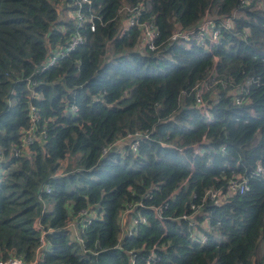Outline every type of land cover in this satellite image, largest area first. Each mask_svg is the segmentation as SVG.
Wrapping results in <instances>:
<instances>
[{
	"label": "trees",
	"instance_id": "16d2710c",
	"mask_svg": "<svg viewBox=\"0 0 264 264\" xmlns=\"http://www.w3.org/2000/svg\"><path fill=\"white\" fill-rule=\"evenodd\" d=\"M122 6L141 8L155 50ZM234 177L249 191L215 205L207 192ZM128 205L145 222L119 237ZM81 210L80 243L67 225ZM37 220L41 264H264V0H0V260L35 257Z\"/></svg>",
	"mask_w": 264,
	"mask_h": 264
},
{
	"label": "built area",
	"instance_id": "2783aa9c",
	"mask_svg": "<svg viewBox=\"0 0 264 264\" xmlns=\"http://www.w3.org/2000/svg\"><path fill=\"white\" fill-rule=\"evenodd\" d=\"M87 0H81V2H86ZM78 7H81V3L77 2ZM79 12V11H76ZM76 16V13H75ZM140 16H141V8L139 7H134V8H128L125 7V19L123 20L122 24H126V26L128 27H132V26H138L141 29L142 32V36H141V44H143V48H148L149 50H155L156 49V45H155V38L157 35L156 29L145 22H139L140 20ZM78 19H81V16H78ZM226 25L229 26L230 25V20L228 19L226 21ZM200 30L202 31V33H200L201 35V40L200 43L204 46H211L215 43H217L220 39L221 36V29H220V25L219 23H217V20L209 19L207 21H204L201 26L199 27ZM90 30L94 31V24L91 23L90 25ZM194 31H176L175 34L172 36L171 40L175 41L176 39L179 38H189L191 34H193ZM205 34L207 35V39L204 38ZM83 36L79 33L76 32L74 34H72L70 36V40L67 44V46L65 48L62 49H56L54 52H51V54L49 55V58L47 59V63L45 65H43L41 67V71L47 69L48 67H50L51 65H53L55 63V61L58 58H62L68 55V53L72 50H74V48L82 43L83 41ZM237 101L240 102L241 98L238 96L237 97ZM197 102L200 105H204L203 104V100L198 97ZM31 114H30V120H31V126L29 129H27V131L25 132V134L22 136L21 139V146L19 149H15L14 150V155L17 156L20 152V150L23 148H25L26 146H28V144H30L33 141V137H34V128H35V121L37 119V113L34 111V108L31 107ZM136 146V142L133 143ZM258 171L261 172L262 169L261 167L258 168ZM250 189V185H249V179L246 177H234L232 179L229 180L228 183V191L226 195L222 194V191L220 190H214V189H210L207 192V197L212 199L214 201L215 205L220 206L223 203V199L227 196V195H232L235 193H245L247 191H249ZM43 190L46 193H49L51 191V187L49 184H44L43 185ZM204 201H205V197H204ZM140 206H142V204H139ZM193 209H195L196 211H198L199 208L202 207H196V206H192ZM130 209L131 211L133 210V205H128V207L126 208V210ZM125 210V211H126ZM157 211V209H155ZM124 211V212H125ZM123 212V213H124ZM133 217V221H132V225L128 226L126 228V232L124 235H132L134 234V228L135 225H137L138 223H143L145 222V218L143 216H138V217ZM180 218L182 219H189L190 217L188 215H183ZM91 221V214L87 213L86 210H81L80 212V217L76 218L75 220H70L68 222V227L71 225H73L74 228V233L73 236L76 240H78L80 243L82 242L81 239V233H82V229L84 228V226H86L87 224H89ZM35 227L36 229H38V233L40 235V241L41 244L38 247L37 251H36V255L33 259L29 260V261H25L22 257L20 256H10L6 259H1L0 260V264H41V251L43 249H45L48 245H47V241L45 240V235H46V230L42 229V227L39 225V221L37 220L35 223ZM201 235V234H199ZM201 238L203 241H206L207 238L203 235H201ZM87 249L84 248V251H86Z\"/></svg>",
	"mask_w": 264,
	"mask_h": 264
},
{
	"label": "rangeland",
	"instance_id": "374dc122",
	"mask_svg": "<svg viewBox=\"0 0 264 264\" xmlns=\"http://www.w3.org/2000/svg\"><path fill=\"white\" fill-rule=\"evenodd\" d=\"M125 7L126 6H122L119 9V12H118L119 17L122 18V20L125 19V17H124L125 16ZM60 19L65 20V21L72 20V19L74 20L75 19V15L71 11H64V10L60 9ZM140 47H141V49L143 48V44H141V39H140ZM206 91H207V89L201 90L198 93V97H200L201 99H203V95L205 94ZM203 104L206 105L204 100H203ZM204 111H205V113L208 114L207 109L204 110ZM128 143L131 146L134 143V141H133V143H131V142H128ZM126 144H127V142H125V141L122 142L121 147L125 146ZM132 221H133V217L131 215V210L130 209L126 210L124 213L121 214V219H120L121 224H120V235H119V237H121V235H124L125 234L126 228L128 226H131L132 225ZM68 228H70V230L72 232V235H73V233L75 231L74 228H73V225L72 226L70 225Z\"/></svg>",
	"mask_w": 264,
	"mask_h": 264
},
{
	"label": "water",
	"instance_id": "95a60500",
	"mask_svg": "<svg viewBox=\"0 0 264 264\" xmlns=\"http://www.w3.org/2000/svg\"><path fill=\"white\" fill-rule=\"evenodd\" d=\"M173 43V40H170L169 43L166 45L165 48H168Z\"/></svg>",
	"mask_w": 264,
	"mask_h": 264
}]
</instances>
